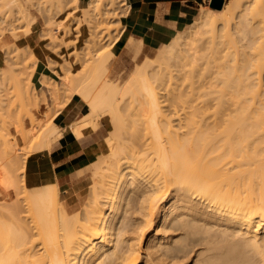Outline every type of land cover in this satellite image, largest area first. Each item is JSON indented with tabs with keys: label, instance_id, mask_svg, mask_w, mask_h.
<instances>
[{
	"label": "bare ground",
	"instance_id": "bare-ground-1",
	"mask_svg": "<svg viewBox=\"0 0 264 264\" xmlns=\"http://www.w3.org/2000/svg\"><path fill=\"white\" fill-rule=\"evenodd\" d=\"M104 1L114 16L130 6L88 0L89 8ZM55 8L62 11L60 0ZM117 38L82 72L58 78L62 92L71 90L89 109L70 126L72 134L82 130L88 144L107 133V154L90 166L79 212L69 214L56 185L29 187L16 145L0 136V264H264V0L203 8L190 31L157 51L156 70L134 69L122 86L107 79ZM86 42L95 43L91 34ZM133 42L125 47L139 52ZM172 73L190 82L184 89L176 82L174 112L188 107L187 117L197 119H170L177 118L170 98L158 100L151 84L163 85ZM12 81L25 102L21 80ZM56 87L53 99L61 97ZM140 90L147 95L140 104L147 119H119L125 96ZM164 103L174 117L163 114ZM59 108L33 124L31 149L48 150L59 137L53 123ZM98 115H109L108 123L94 119Z\"/></svg>",
	"mask_w": 264,
	"mask_h": 264
},
{
	"label": "rangeland",
	"instance_id": "rangeland-1",
	"mask_svg": "<svg viewBox=\"0 0 264 264\" xmlns=\"http://www.w3.org/2000/svg\"><path fill=\"white\" fill-rule=\"evenodd\" d=\"M12 1L14 2L11 4V1L9 3H6L0 0V55L2 57V60H0V82L2 81L0 83V106L2 105L0 108V136L2 135L3 137L5 136V138L7 137L6 139L10 140V142L16 145L15 147L17 149V153H20V158L25 165L26 159L29 155L40 152V150L38 149H31V142H28L29 138L32 136V126L43 124L45 120H47L45 119V115H49L50 111L52 112L54 108L58 109L60 106H64L71 98L81 100L76 95H73V92L71 90L62 92L58 80L59 75L63 76V78H67L71 75L76 76V74L82 72V69L85 68V64L88 65L92 61H94L93 56L100 55V53L105 50V43H110V41L112 42L116 37H119V31L122 28V17H124L128 9L127 7H124L126 8L124 12H121L120 15L114 16L112 15V13H107L110 11L106 10L104 7L105 1L101 2L98 7L90 9L88 1L81 3L79 0H60L61 5L63 6L62 11L60 12L55 8L57 0ZM205 7H211L210 0H205V3L201 5L197 10L195 18L184 24L182 27H179L174 36H172L169 41H171L173 37L178 36L179 34L184 35L185 33H187V31H190L193 23L199 19L201 10ZM83 9H85V11ZM82 10L84 11L83 13ZM241 10V7L237 8L232 14V18L235 19L239 15L238 13ZM84 13L86 14V16H83ZM24 14L26 17L23 16ZM82 16L86 18V20L84 18L85 21H83ZM5 18L9 19L8 21L10 22H8ZM114 18H118V24L113 23L115 20ZM2 19L4 22L2 21ZM235 20H231V23ZM5 22L7 23V25ZM11 31L14 33H12ZM100 32H102L103 35ZM30 34H32L39 42L40 55L34 54L30 47L21 46L17 42L20 38L26 37ZM90 34L95 41L94 44L86 42V40H89ZM103 36H105L106 38L108 36L109 39L107 42L105 41L106 38L104 39ZM241 36V34L237 35L236 38L239 40ZM120 40L121 39H119V41ZM134 41L135 42L133 43L136 45L140 43L139 52H137L134 48H131L129 51V49L125 47V44L124 46L122 45L117 47L119 44L117 43L116 45L113 44L111 47L113 56L109 57V61L107 62V79H109L110 81H114L118 86H122L123 84H125L126 81L130 79V76L133 74V72L139 67L146 66V69L148 71L156 70L157 68V55L160 51V48L162 49L164 44L157 47H152L151 49H146L143 47L141 41L135 39ZM243 41L244 40L239 42L238 45L244 44L245 41ZM126 42H128V40ZM174 69L176 70V67L172 68V70ZM176 74L178 73H172V76L170 77L171 79H168V77L167 79L165 78V81L167 83L162 79L164 82L162 83L165 86L161 84V80H158L159 83L158 81H156L157 83L154 82V84H151L152 87L156 89L155 93L158 94V96H156L160 102L162 101L163 103L166 98L167 101L171 100L172 104L170 105L174 106L172 108V112L175 113L174 116L177 118L170 119H178L179 116H183L184 114L186 118L188 116L186 115V113L188 112V110H190V108L187 107V112H180L182 115L180 114L179 116L176 115L177 112H174L175 106H177L174 104L176 102V99L172 97V99L174 100L173 103L171 95H174L176 93V90L179 88L178 84L179 86L181 85L180 88H183V86L184 88H187V85L190 84V82H186L187 80L189 81L188 78H185V81L184 77H182V79H179L178 75L176 77ZM8 76L12 77L10 78ZM13 77L19 78L22 82V86L26 89L28 98H25V102L24 99L23 101H20L19 99L18 93L12 81ZM171 81H173L172 87ZM176 82H178V84ZM41 84H43L44 86ZM155 84L158 86L162 85L160 86L162 90H160L161 88H159ZM47 86L50 87V91H54L55 86H57L56 88H60V91L58 92L61 93V97H55L57 100L54 98L56 100V103H54L55 100L53 99L51 92L47 89ZM51 87H53L54 89L51 90ZM136 92L131 93V96L130 94H128V96H125L126 98H128H124V100L121 102V107L119 106L120 109L118 110L119 119H147L146 115H143L141 111L145 112L148 109H146L147 107L143 105V107H145V111L141 110L142 106L140 105L141 102L143 103L145 93L141 90L140 92L138 91L139 93ZM135 94H137V98L135 97ZM145 96L147 97V95ZM169 98L170 100H168ZM130 101H134V103H130ZM167 101L166 104L171 103H167ZM53 104H55V107H53ZM170 105L168 106L170 107ZM161 107H164L162 111L163 114L167 110L169 114L165 112L166 115L173 114L169 111L170 109L167 107V105L165 106V103L164 106ZM165 107L167 108L166 110ZM88 111L89 109L83 104L84 113L80 119H77L74 122L76 124L79 123L81 119L85 117V115H87ZM189 116L190 117H187V119H194V117L197 119L198 117H200L199 115H190V113ZM29 117L33 118L34 123H31V119ZM118 117L116 116L117 119ZM97 118L101 119L100 121L105 123H108V119H110L109 115H98V117L96 116L94 119ZM179 118L182 119L183 117ZM74 122L69 123L68 127L62 129L55 124L53 118V123L58 127L59 137L52 141V144L47 151H53L54 147L60 142L62 133H66V131L68 130L70 131V133H73L70 126L72 124H75ZM20 128H22L24 132L23 134H25L24 138L22 136L23 134H20ZM102 134L105 135L107 133L104 132ZM101 135H98L96 137V140L93 137L92 141L88 143L92 145L94 144L93 146H95V149L94 147H92V154L90 155V157H88L89 161L87 162V164L77 165V169L66 173V177L62 180V182L58 184L52 183L42 185L40 187L31 188H50L51 186L56 185L60 190L61 200L67 202V209L69 214L73 215L77 211L79 212L82 208V197H85L86 193L88 194V188L91 185V182H89L92 178H90V174L92 172L90 171V166L99 159V156L107 154V148L105 147L106 137H103V135ZM74 137L79 138L78 141L82 146V130L81 133L78 134V136L74 135ZM2 138H0V140ZM80 151L82 155H88L87 151H89V148L83 150L80 149ZM91 157L92 159H90ZM1 187L2 186L0 185V191Z\"/></svg>",
	"mask_w": 264,
	"mask_h": 264
},
{
	"label": "crops",
	"instance_id": "crops-1",
	"mask_svg": "<svg viewBox=\"0 0 264 264\" xmlns=\"http://www.w3.org/2000/svg\"><path fill=\"white\" fill-rule=\"evenodd\" d=\"M79 1L84 3L88 0ZM127 3L130 6L122 17V28L115 45L119 43L117 47L124 46L129 38H133L141 41L144 48L151 49L167 43L179 27L194 19L205 0H127ZM17 42L21 46L30 47L34 54L40 55L39 42L32 34L20 38ZM83 113L82 101L71 98L54 117V122L64 129L69 123L80 119ZM78 140L79 138L74 137L68 130L62 133L60 142L52 152L43 150L29 155L24 171L27 185L40 187L58 184L66 177V173L76 170L77 165L87 164L93 145L81 146ZM88 148V155L80 153V149Z\"/></svg>",
	"mask_w": 264,
	"mask_h": 264
},
{
	"label": "water",
	"instance_id": "water-1",
	"mask_svg": "<svg viewBox=\"0 0 264 264\" xmlns=\"http://www.w3.org/2000/svg\"><path fill=\"white\" fill-rule=\"evenodd\" d=\"M222 0H210V6L213 8H220Z\"/></svg>",
	"mask_w": 264,
	"mask_h": 264
}]
</instances>
